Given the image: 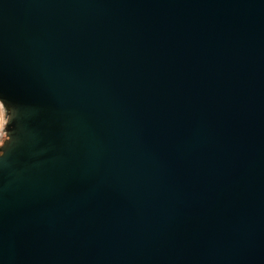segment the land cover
Returning a JSON list of instances; mask_svg holds the SVG:
<instances>
[{"label":"water","instance_id":"1","mask_svg":"<svg viewBox=\"0 0 264 264\" xmlns=\"http://www.w3.org/2000/svg\"><path fill=\"white\" fill-rule=\"evenodd\" d=\"M0 106V264H264V0H0Z\"/></svg>","mask_w":264,"mask_h":264},{"label":"rangeland","instance_id":"2","mask_svg":"<svg viewBox=\"0 0 264 264\" xmlns=\"http://www.w3.org/2000/svg\"><path fill=\"white\" fill-rule=\"evenodd\" d=\"M0 108H1V106H0ZM4 117L5 116H4V112H3L2 115H0V143L4 139V135H3Z\"/></svg>","mask_w":264,"mask_h":264},{"label":"clouds","instance_id":"3","mask_svg":"<svg viewBox=\"0 0 264 264\" xmlns=\"http://www.w3.org/2000/svg\"><path fill=\"white\" fill-rule=\"evenodd\" d=\"M10 140H11V137H10ZM10 140H9V142H10ZM9 142H8V143H9ZM3 148L5 149V147H3ZM4 156H5V152L3 151V153H0V157L3 158Z\"/></svg>","mask_w":264,"mask_h":264},{"label":"snow or ice","instance_id":"4","mask_svg":"<svg viewBox=\"0 0 264 264\" xmlns=\"http://www.w3.org/2000/svg\"><path fill=\"white\" fill-rule=\"evenodd\" d=\"M2 113H3V110H2V108H0V115H2Z\"/></svg>","mask_w":264,"mask_h":264}]
</instances>
